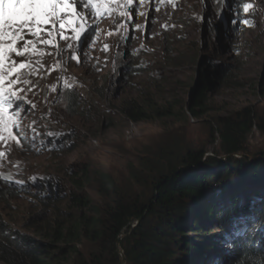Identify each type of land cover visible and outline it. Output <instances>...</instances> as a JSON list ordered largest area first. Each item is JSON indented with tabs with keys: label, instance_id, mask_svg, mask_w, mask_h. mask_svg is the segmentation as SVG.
<instances>
[{
	"label": "rangeland",
	"instance_id": "rangeland-1",
	"mask_svg": "<svg viewBox=\"0 0 264 264\" xmlns=\"http://www.w3.org/2000/svg\"><path fill=\"white\" fill-rule=\"evenodd\" d=\"M229 1L234 0H226L227 7L221 15V5L215 0H175L174 4L168 0L164 3L161 0H146L143 5L132 10L134 24L142 27L134 30L133 23L128 24V29L133 30L128 32L126 44L121 43L124 29L119 30L120 34H115L118 31L116 25L124 23V18L112 13L90 17L91 27L80 41L71 39L74 33L70 29L64 30L70 39L60 40L57 25L55 42L59 44V49L37 41L36 47L44 55L29 53L24 58L13 55L18 63L29 62L32 65L21 70L20 78L30 79L36 86L34 90L23 93L35 108L25 105L22 114L19 131L27 138L22 139L19 145L12 143L9 148L0 145V151L8 153L0 157V173L10 175L13 180L25 181L24 190H30L36 182H40H33L32 177H49L53 182L62 183V196L69 193L72 176L88 168V165H96L110 172L120 185L126 187L130 174L128 170L148 150L158 144H165L169 138L177 139L186 145L182 148L204 150L205 158L217 160L195 169L198 178L201 177L198 183L206 185L222 174H234L218 182L216 187L212 185L218 190L211 188L201 197L205 201L211 197L220 213L217 216L205 215L199 207L192 210L191 205L192 227L199 232L188 230L184 235L185 238L193 237L194 241L200 242L199 248L213 243L225 250V253L222 250L209 255H230L233 250L231 241L247 233L249 225L254 231L256 226H264V211L254 207L257 203L262 204L258 197L264 195V181L258 182L261 178L245 175L247 168L254 165L250 164L252 160L259 164L264 161V131L261 129L264 127V0H243L237 9H241L242 3L253 4L254 9L243 13L235 24L232 23L235 10L229 9ZM77 10L84 11L79 5ZM242 19L251 21V25H244ZM145 25L146 28L143 27ZM164 25L168 26L167 29ZM46 27L52 29L51 25ZM88 35L95 36L94 41H88ZM26 38L36 39L31 36ZM43 38L48 37L43 34ZM67 43L73 44L72 51L77 48L82 50L81 63L69 59ZM105 44L109 46L107 52L102 50ZM171 45L172 52L164 49ZM18 46L22 47V42ZM58 51L61 53L59 59ZM129 61L144 69L127 78L129 74L123 66ZM99 62L119 68V79L122 76L123 81L118 83L108 67L99 70ZM54 65L56 70L50 71ZM203 70L211 77L206 88L202 117L187 118L180 113L177 119L165 117L134 122L121 113L120 108L127 101L142 97L151 80H163L157 98L164 103L172 102L174 110L180 111L181 105L185 108L190 91L199 72ZM59 77H63V80ZM100 86L106 87L103 96L97 92ZM20 87L27 89L29 86ZM243 107L253 111L256 125L246 138V152L233 156L232 161H225L228 155H217L219 141L211 140L210 129L216 126V119L231 116ZM49 132L63 136H58L49 145L50 142L46 141ZM33 136L36 137L34 141ZM225 162H229L233 173L230 170L222 172L215 166ZM6 185L10 187L11 183L0 182V187ZM16 193H8L3 197L0 194V212L19 227L23 211L30 209V201L27 200L29 195L25 197L20 192ZM242 201L244 203L240 205ZM247 203L253 204L249 207L256 209L257 214L260 212L261 217L259 214L252 216L250 221L244 223L246 218L241 216L237 229L228 227L226 233L214 228L216 222H228L229 225L240 213H245L242 208ZM218 236L226 239L218 242ZM203 253L207 251L198 249L196 252H183V264L202 263L204 257L199 255ZM72 262V255L64 259L52 255L48 260V264ZM207 264L214 263L208 261Z\"/></svg>",
	"mask_w": 264,
	"mask_h": 264
},
{
	"label": "trees",
	"instance_id": "trees-1",
	"mask_svg": "<svg viewBox=\"0 0 264 264\" xmlns=\"http://www.w3.org/2000/svg\"><path fill=\"white\" fill-rule=\"evenodd\" d=\"M242 1L228 2L229 9L239 12V17L243 16L240 9H237ZM172 47L173 45L165 46L164 49L172 52ZM97 67H108L115 74L118 83L123 81L122 76L119 79V68L105 62H99ZM123 68L128 71L127 78L144 69L136 67L130 61ZM210 77L205 70L199 72L190 91L191 95L184 104L185 108L181 105L180 111L174 110L172 102L164 103L157 98L160 82L163 80H151L142 97L127 101L120 111L134 122L165 117L177 119L180 118V113L182 117L200 118L204 114ZM105 88L100 86L98 94L105 95ZM215 125L210 129V136L212 141H219L217 155L227 154L225 161H232L235 153L246 152V138L256 125L253 111L249 107H243L231 116L216 119ZM261 129L264 131V127ZM58 136L63 135L47 136L46 141L50 145ZM182 146L186 145L169 138L165 144H158L154 149L148 150L128 170L130 174L126 187L120 185L110 172L101 170L96 165H88V168L72 176L73 183L69 193L65 192L66 195L62 196V183L59 181L51 180V185L47 181L36 182L30 190H24L18 184L0 187L2 197L8 193L20 192L23 194L21 196L29 195L27 200L30 201V209L23 211L19 227L0 212V263L48 264L52 255L61 259L72 255V264H121L119 248L124 253V264H183L182 253L196 252L198 249L207 251L199 255L207 258L204 261L199 259L198 261L202 260L199 264H207L208 261L214 264H264V226H256L254 231L249 225L247 233L231 241V254L223 257L209 255L224 250L220 249L221 246L217 248L212 243L199 248L200 242L194 241L193 237L185 238L188 230L199 232L193 228L194 221L190 219L193 217L189 207L192 205V210L199 207L205 215H218L220 212L215 208V201L211 197L207 201L201 197L205 191L234 174H222L213 178L210 184L198 183L201 177L198 178L195 169L217 160L205 158L204 150L194 151ZM228 163L215 166L222 172L230 170L233 173ZM250 164L254 165L247 168L245 175L261 178L258 182H263L264 161L259 164L252 160ZM258 200L262 204L257 203L254 207L264 211V195L258 197ZM250 205L253 204L243 206L245 213H240L229 225L228 222L220 224V221L214 224V228L226 233L231 227L237 229L241 216L246 218L244 223L250 221L252 216L260 213L257 214L256 209L250 208ZM221 239L223 241L226 238L218 236L217 241Z\"/></svg>",
	"mask_w": 264,
	"mask_h": 264
},
{
	"label": "snow or ice",
	"instance_id": "snow-or-ice-1",
	"mask_svg": "<svg viewBox=\"0 0 264 264\" xmlns=\"http://www.w3.org/2000/svg\"><path fill=\"white\" fill-rule=\"evenodd\" d=\"M145 2L146 0H75V2H70V0H0V145L9 148L12 143L19 145L22 139L27 138L19 131L22 127V114L25 112V105L35 108V105L23 93L26 90H34L36 86L32 84L30 79L22 80L20 78L21 70L30 68L32 65L29 62L18 63L16 59H13V55L16 58H24L29 53L44 55L45 53L36 47L37 41L42 45L59 49V44L55 42L57 25L60 29V40L68 41L70 39L64 34L65 29H70L74 33L71 39L80 41L91 27L89 25L90 17L112 13H115L117 17L124 18V23L116 25L118 31L115 34H120L119 30L124 29L125 31L121 35V43L126 44L129 40L128 32L133 30L128 29V24L133 23L134 30H139L142 27L139 24H134L132 10ZM164 2L165 0H161V3ZM168 2L174 4L175 0H168ZM215 2L221 5L220 14L222 15L224 8L227 7L226 0H215ZM77 5L82 7L84 11H78ZM113 5L115 6L113 7ZM253 9V4L242 3L240 12L249 13ZM140 14L146 15V13ZM200 19L202 20L203 17ZM237 19H239V12H234L232 23L235 24ZM241 23L250 26L252 22L242 19ZM48 25L52 26L51 30L46 27ZM143 27L146 28V25ZM164 27L167 29L168 26L164 25ZM43 34H46L48 38L44 39ZM27 36L36 39H27ZM21 42L22 47L18 46ZM117 47L119 49V45ZM67 49L70 53V60H75L78 64L82 62L83 53L81 49L77 48L76 51H72V43H67ZM102 50L107 52L109 46L105 44ZM60 54L58 51V59ZM55 70L56 66L54 65L50 71ZM58 79L63 80V77ZM20 85L29 87L25 89ZM69 87L72 86L69 85ZM47 135L52 136L53 134L49 132ZM35 139L36 137L33 136L32 140ZM7 154L0 151V157ZM31 180L33 182L47 181L51 185V178L49 177H32ZM0 182L18 184L21 187L25 185V181H13L10 175L3 173H0Z\"/></svg>",
	"mask_w": 264,
	"mask_h": 264
},
{
	"label": "water",
	"instance_id": "water-1",
	"mask_svg": "<svg viewBox=\"0 0 264 264\" xmlns=\"http://www.w3.org/2000/svg\"><path fill=\"white\" fill-rule=\"evenodd\" d=\"M234 155H241L240 153H235ZM227 156V155H226ZM118 243V242H117ZM118 250H119V255H120V262H121V264H124V262H125V259H124V253H123V250H121V249H119L118 248Z\"/></svg>",
	"mask_w": 264,
	"mask_h": 264
},
{
	"label": "clouds",
	"instance_id": "clouds-1",
	"mask_svg": "<svg viewBox=\"0 0 264 264\" xmlns=\"http://www.w3.org/2000/svg\"><path fill=\"white\" fill-rule=\"evenodd\" d=\"M89 37H91V39H89ZM94 38H95V36H93V35H88V41H94ZM102 69H105V68H103V67H99V70H102ZM107 69V68H106Z\"/></svg>",
	"mask_w": 264,
	"mask_h": 264
},
{
	"label": "bare ground",
	"instance_id": "bare-ground-1",
	"mask_svg": "<svg viewBox=\"0 0 264 264\" xmlns=\"http://www.w3.org/2000/svg\"><path fill=\"white\" fill-rule=\"evenodd\" d=\"M80 11V10H79ZM92 19V18H91ZM51 28V27H50ZM59 30V29H58ZM71 33V32H70ZM58 35V34H57Z\"/></svg>",
	"mask_w": 264,
	"mask_h": 264
}]
</instances>
